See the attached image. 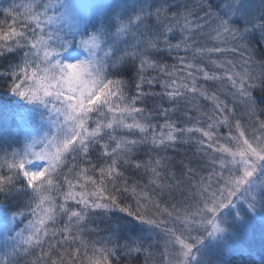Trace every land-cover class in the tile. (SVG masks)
Segmentation results:
<instances>
[{
  "label": "snow or ice",
  "instance_id": "1",
  "mask_svg": "<svg viewBox=\"0 0 264 264\" xmlns=\"http://www.w3.org/2000/svg\"><path fill=\"white\" fill-rule=\"evenodd\" d=\"M0 12V264H243L237 226L264 223V0Z\"/></svg>",
  "mask_w": 264,
  "mask_h": 264
},
{
  "label": "rangeland",
  "instance_id": "2",
  "mask_svg": "<svg viewBox=\"0 0 264 264\" xmlns=\"http://www.w3.org/2000/svg\"><path fill=\"white\" fill-rule=\"evenodd\" d=\"M8 1L10 3L5 4V7H8L13 2L17 4L24 2V0ZM251 3L258 5L259 0H251ZM213 58L215 59V57ZM257 59H259V50L257 52ZM236 230L239 241L246 244L252 250V255L250 256H255L257 258L264 256V223H261V220L258 217H249L247 223L244 225H238Z\"/></svg>",
  "mask_w": 264,
  "mask_h": 264
},
{
  "label": "trees",
  "instance_id": "3",
  "mask_svg": "<svg viewBox=\"0 0 264 264\" xmlns=\"http://www.w3.org/2000/svg\"><path fill=\"white\" fill-rule=\"evenodd\" d=\"M9 3L10 2L8 0H0V9L5 8V4H9ZM4 19H5L4 14L0 12V20H4ZM10 22L11 21L9 20V23ZM168 62L173 63L174 61L169 60ZM0 63H4V61H0ZM12 99L14 100L15 98H12ZM169 155H172V153L169 152ZM70 206L74 207L75 205L70 204ZM117 216H123V214L117 213ZM97 222L99 223L100 221H97ZM92 226L94 227V225ZM260 261H261V258H257L255 256H248L243 259V264H260ZM229 264H235L234 260L229 262Z\"/></svg>",
  "mask_w": 264,
  "mask_h": 264
}]
</instances>
